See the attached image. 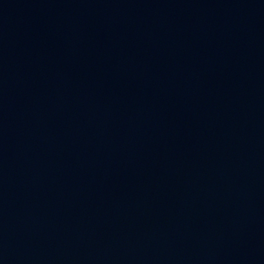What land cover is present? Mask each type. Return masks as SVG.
Listing matches in <instances>:
<instances>
[{
    "label": "water",
    "instance_id": "water-1",
    "mask_svg": "<svg viewBox=\"0 0 264 264\" xmlns=\"http://www.w3.org/2000/svg\"><path fill=\"white\" fill-rule=\"evenodd\" d=\"M0 264H264V0H0Z\"/></svg>",
    "mask_w": 264,
    "mask_h": 264
}]
</instances>
